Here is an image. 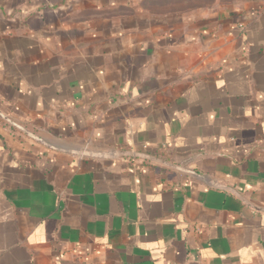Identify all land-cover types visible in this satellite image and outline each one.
Instances as JSON below:
<instances>
[{"label": "crops", "instance_id": "1", "mask_svg": "<svg viewBox=\"0 0 264 264\" xmlns=\"http://www.w3.org/2000/svg\"><path fill=\"white\" fill-rule=\"evenodd\" d=\"M0 264H264V0H0Z\"/></svg>", "mask_w": 264, "mask_h": 264}, {"label": "water", "instance_id": "2", "mask_svg": "<svg viewBox=\"0 0 264 264\" xmlns=\"http://www.w3.org/2000/svg\"><path fill=\"white\" fill-rule=\"evenodd\" d=\"M119 157H127V158H138L145 161H153L158 162V159L154 158L153 156H150L146 153L141 152H135V151H119L118 152Z\"/></svg>", "mask_w": 264, "mask_h": 264}]
</instances>
